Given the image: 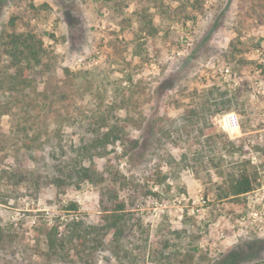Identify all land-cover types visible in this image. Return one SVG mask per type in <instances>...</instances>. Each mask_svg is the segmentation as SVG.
Segmentation results:
<instances>
[{"label": "rangeland", "instance_id": "374dc122", "mask_svg": "<svg viewBox=\"0 0 264 264\" xmlns=\"http://www.w3.org/2000/svg\"><path fill=\"white\" fill-rule=\"evenodd\" d=\"M134 1L0 0V37L14 30L42 36L49 68L36 89L56 101L58 114L69 112L70 123L106 117L139 142V159L118 143L110 164L94 163L99 174L118 171V201L132 212L120 258L100 253L98 264H264V233L240 224L257 207L264 178V96L246 82L264 38V0H159L150 27L141 24ZM6 66L0 52V68ZM228 68L240 78L225 76ZM228 113L239 117L237 140L221 129ZM36 115L28 123L20 114L0 117V230L7 241L0 243V264H81L44 261L40 228L97 223L110 196L96 182L64 192L37 186L33 153L25 148L35 130L22 131L37 129ZM82 136L64 126L60 141L92 137ZM57 151L47 148L45 167ZM240 174L251 177L254 191L221 199ZM132 185L141 195H132ZM72 203L78 210H69Z\"/></svg>", "mask_w": 264, "mask_h": 264}, {"label": "trees", "instance_id": "16d2710c", "mask_svg": "<svg viewBox=\"0 0 264 264\" xmlns=\"http://www.w3.org/2000/svg\"><path fill=\"white\" fill-rule=\"evenodd\" d=\"M158 1H134L137 6L135 14L139 15L141 24L149 27L152 25L149 11ZM0 52L7 61L6 68H0V117L10 116L18 120L20 114L24 123H28L31 112H37L36 118L42 120L37 129L32 126L22 128L27 136L29 132L35 130L34 135L25 142V148L33 153L37 186L39 188L54 186L64 192L69 186L96 182L105 185L104 189L106 188L110 196L108 201L110 205L104 209L97 223L70 220L65 224L43 225L38 234L39 241L43 245V249H38L40 256L49 263L77 261L81 264H98L97 254L104 252L119 259L122 239L129 231L128 217L132 212L128 210L125 202L118 201V192L115 190L120 181L118 171L99 174L94 163L96 159H107L109 163L112 151L110 148L115 151L118 143L125 153L132 152V159H139L138 155L133 154L137 149L139 150V142L130 140L129 134L121 125L111 126L106 117L85 116L84 122L70 123L69 112L66 111L65 115L58 114L54 108L56 101H50L45 92H38L36 89L43 72L48 71L49 68L44 40L36 32L14 30L3 33L0 37ZM37 97L42 98L40 101L42 105L37 102ZM57 123L59 127L52 129L51 126ZM72 125L81 131L82 137L85 138L89 134L92 137L88 140L81 138L78 144H62L60 141L62 127ZM223 136L228 139L226 135ZM47 148L58 149L55 154H60L58 157L61 159L53 153L52 157H47L50 165L45 167ZM41 166H44L43 171ZM131 188L134 189H130L132 195L135 193L137 196L141 195L139 185H132ZM104 189L101 194L103 202L106 195ZM252 191L254 185L251 177L240 174L231 179L229 191L220 198H241ZM148 194L154 193L146 191L142 195ZM137 202L130 203L132 210ZM69 210H78V205L72 203ZM62 225L63 227L60 228ZM4 235V231L0 230L2 247L6 246L7 242Z\"/></svg>", "mask_w": 264, "mask_h": 264}, {"label": "built area", "instance_id": "2783aa9c", "mask_svg": "<svg viewBox=\"0 0 264 264\" xmlns=\"http://www.w3.org/2000/svg\"><path fill=\"white\" fill-rule=\"evenodd\" d=\"M256 55V66L252 71L247 72L246 82L253 95L264 96V38L256 42L254 47ZM225 76L236 81L238 74L232 69H226ZM240 78V77H239ZM237 85V83H235ZM221 129L231 140H237L242 137L241 123L239 117L235 113H228L222 117L220 123ZM261 142H264L260 136ZM260 144V143H258ZM264 148V143H263ZM254 160L256 156H254ZM264 176V170L262 171ZM255 193V192H253ZM256 208L241 218L240 224L256 233H264V178L261 187L257 189Z\"/></svg>", "mask_w": 264, "mask_h": 264}]
</instances>
